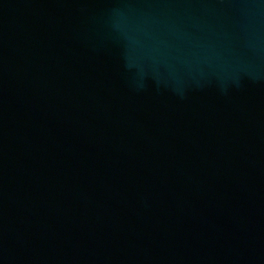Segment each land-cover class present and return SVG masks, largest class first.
Returning a JSON list of instances; mask_svg holds the SVG:
<instances>
[{
    "label": "water",
    "instance_id": "1",
    "mask_svg": "<svg viewBox=\"0 0 264 264\" xmlns=\"http://www.w3.org/2000/svg\"><path fill=\"white\" fill-rule=\"evenodd\" d=\"M0 264H264V0H0Z\"/></svg>",
    "mask_w": 264,
    "mask_h": 264
}]
</instances>
